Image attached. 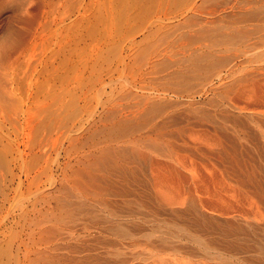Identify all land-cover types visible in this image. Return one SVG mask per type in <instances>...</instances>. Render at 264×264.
Masks as SVG:
<instances>
[{"label": "rangeland", "instance_id": "rangeland-1", "mask_svg": "<svg viewBox=\"0 0 264 264\" xmlns=\"http://www.w3.org/2000/svg\"><path fill=\"white\" fill-rule=\"evenodd\" d=\"M0 157V264H264V0H0Z\"/></svg>", "mask_w": 264, "mask_h": 264}, {"label": "bare ground", "instance_id": "bare-ground-1", "mask_svg": "<svg viewBox=\"0 0 264 264\" xmlns=\"http://www.w3.org/2000/svg\"><path fill=\"white\" fill-rule=\"evenodd\" d=\"M7 136V135H6ZM1 158V157H0Z\"/></svg>", "mask_w": 264, "mask_h": 264}]
</instances>
